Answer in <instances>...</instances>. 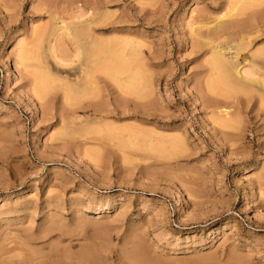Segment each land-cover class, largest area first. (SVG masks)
Returning a JSON list of instances; mask_svg holds the SVG:
<instances>
[{
    "label": "rangeland",
    "instance_id": "rangeland-1",
    "mask_svg": "<svg viewBox=\"0 0 264 264\" xmlns=\"http://www.w3.org/2000/svg\"><path fill=\"white\" fill-rule=\"evenodd\" d=\"M240 1L0 0V264H264V90L207 88L212 45L262 66L264 0ZM91 19L136 47L123 115L115 85L75 103L45 77L72 79L47 51Z\"/></svg>",
    "mask_w": 264,
    "mask_h": 264
},
{
    "label": "bare ground",
    "instance_id": "bare-ground-1",
    "mask_svg": "<svg viewBox=\"0 0 264 264\" xmlns=\"http://www.w3.org/2000/svg\"><path fill=\"white\" fill-rule=\"evenodd\" d=\"M242 1L243 0H241L239 2V4H241ZM238 6L239 5H237V7H236L237 12H238V8L240 9V7L242 5H240L239 7ZM244 9H246V8L244 7L242 10L244 11ZM232 12L234 13V12H236V10L233 9L230 13H232ZM233 13H232V15H233ZM238 13H241V11H239ZM227 17H230V15H227ZM227 17H224L222 20H218V22L217 21L216 22L219 24L220 22H222ZM92 21L94 22L95 19L94 20L91 19V21L90 20L86 21L87 22L86 24H85V22L82 24L77 23L79 25L74 24L73 26H63L61 28H59L60 26L59 27L57 26V28L60 29V31L67 29V31L70 32V35L72 37L70 39V41L71 40L73 41L72 44L74 45L75 48L72 46L71 47L74 48L75 54L72 55V53H71L69 55L65 52V55H68V56H66L67 58L70 57L71 55L74 56L73 58H75V60H76L75 63H77V61H78V63H79L78 65L72 64V63H74L75 60L71 57L69 59L63 58L62 55H63L64 51L62 52L61 49L59 50L60 55H61V56L59 55V57H62V58H59L58 57L59 53L57 54V51L59 49L58 46H56L57 49H56L54 44H53V46H51V48H49L50 44H48L49 46L47 47V50H48V48L50 50V51L48 50L49 52L47 51L48 55L52 54L53 57L55 58V60H57L60 65H62L61 63H63L64 66H66V65L69 66V64L72 67H73V65L76 66L75 70L73 68L74 71L72 73V76L74 74V76H73L74 78L72 77V79H71L68 77V75H64V76H60V77H59V75H57L58 77H56V76L52 75L54 73H50L49 70L46 68L48 66H45V68L47 70L43 68V70L46 74V76H45V74H44V76L51 80V83L53 84V86L55 84H58L59 87H57V88L62 87L63 91H65L64 93H66L65 96L68 97V99H70V98L74 99V102L76 100L75 103H77V100L80 98H82V100H84L85 96L87 97L88 95H91V92L93 93V91H94L95 95H93L94 94L93 93L92 98L94 96H98V92H96V90H98L97 89V82L99 80L104 81L102 83H104L105 86L107 87L106 90L108 93L106 92L107 93L106 94L104 92L106 95L113 97V94L115 93V90H116L114 87L116 86V88L119 90V93H122V97H121V95H120V97L123 100V104H121V103L118 104L119 101L115 102V98L113 97L111 100V105H113L112 110L116 111V113H118V114L120 113L119 115H123L121 113H123L125 111L124 109L131 102H133V100L129 98V96L132 95L131 92L132 93L135 91L137 93L142 92L141 78H140L139 73H138L139 70H138V68H136V70L133 71L132 65H130V60L136 54V47L133 44H131L129 41H120V40H114V39H108L111 41H108V40L107 41H103V40L99 41L96 38L98 40L97 41V40H95L94 37L92 39L91 38L92 37L91 36V33H92L91 28L92 27L91 26L94 25V27H96L95 24L97 26H99L101 19L96 20L94 22L95 24L94 23L92 24ZM101 23H103V22H101ZM102 25L103 24H101L100 26H102ZM102 27H104V26H102ZM54 29L56 30V28H54ZM96 29H97V27H96ZM55 30H54V32H56ZM103 30H106V29H103ZM43 32L44 31H42L41 36H43L45 34ZM54 32H52V33L54 34ZM224 32H226V30L222 26V27L217 28V33H215V34L217 36H221V34L222 33L224 34ZM213 42H210V44L211 45L214 44ZM241 44L242 43H240L236 47L237 50L235 51V57L237 56V54H239L238 52L240 50L244 49L243 44L242 45ZM197 45H200V44L196 43V44H194V47L196 46V48H197ZM238 46H241L240 49H238L239 48ZM212 47H213L211 50L212 58L209 62V64H210L209 69L211 72H215L216 74L215 73H213V74H215V76H217V77L213 76L215 79H213V77H212L213 80L211 79V81H208V87L207 88L209 90H215L216 89L214 84L216 82V79H219V78L221 79L222 84L225 85L227 88H230V89H234V90L241 89L240 91H242V90L245 91L251 87H253V90L255 87V90H256V87H258V90H264V72H261V71H264V63H263L264 62V53H257L255 55L253 54L254 57H258L259 59H261L260 64H262V66L261 65L259 66V61H256L255 60L256 58H255V59H253L254 61H252V59L248 60L240 68H238V65L237 64L235 65L234 61L229 60L226 57V50L228 48L227 49L225 48L226 49L225 50V49L219 48V47L215 48L213 45H212ZM230 48L228 50H230ZM229 52L231 53V51H229ZM52 55H51V57H52ZM235 57H234V59H236ZM252 57L253 56H251V58ZM256 62H258V64ZM217 70L220 71V74H219V72H217ZM71 71H72V68H71ZM261 73H262V75H261ZM99 74H103L105 80L103 79L102 75H101L102 78H100ZM55 75H56V73H55ZM64 77H66V78L68 77L70 80L68 78L66 79ZM258 78H261V79L257 80ZM41 81H42V78L40 77V82ZM221 81H217V82L219 84H221L220 83ZM40 82H38V83H40ZM108 82H112L113 84H110ZM43 83H45V82L42 81V84ZM46 83H47V81H46ZM45 85H47V88H48L49 87L48 85H50V84H45ZM113 85H115V86H113ZM42 89H44V87H42ZM45 90H46V86H45ZM250 90H252V89H250ZM136 92H135V94H136ZM96 93H97V95H96ZM103 94H101V95H103ZM105 94H104V96H105ZM260 94H262V93H260ZM262 97L264 99V96H261V98L259 97L260 101H261ZM87 98H85V99H87ZM89 98H91V96ZM95 98H97V97H95ZM108 98H110V97H108ZM94 99L93 100L91 99V101H94ZM81 102H78V103H81ZM261 102L264 103V101H261ZM96 103H98L97 105L101 104L100 102H96ZM91 105H94V104H91ZM102 105H104V103ZM100 106L101 105H99V109L102 110L101 108L105 107L106 105L101 106V108H100ZM96 107L98 108V106H96ZM109 108L110 107H107V110ZM96 109H95V111H96ZM100 110H98V111L101 112ZM122 110H124V111L122 112ZM95 111H93V112L95 113ZM75 112H77V110ZM103 112H105V111L103 110ZM109 113L111 114L112 111L108 112L107 114H109ZM217 116L226 117V116H229V113L218 112Z\"/></svg>",
    "mask_w": 264,
    "mask_h": 264
}]
</instances>
